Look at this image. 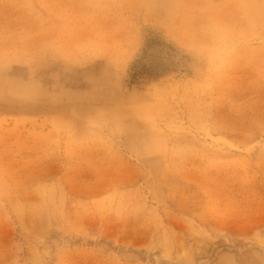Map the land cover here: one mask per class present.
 Wrapping results in <instances>:
<instances>
[{
	"label": "rangeland",
	"instance_id": "1",
	"mask_svg": "<svg viewBox=\"0 0 264 264\" xmlns=\"http://www.w3.org/2000/svg\"><path fill=\"white\" fill-rule=\"evenodd\" d=\"M0 264H264V0H0Z\"/></svg>",
	"mask_w": 264,
	"mask_h": 264
},
{
	"label": "trees",
	"instance_id": "2",
	"mask_svg": "<svg viewBox=\"0 0 264 264\" xmlns=\"http://www.w3.org/2000/svg\"><path fill=\"white\" fill-rule=\"evenodd\" d=\"M166 50L168 51V54L169 55H173V57H174V55H177V53H172L171 51H173L168 45H167V47H166ZM138 62H141V61H138ZM156 64H154V62L152 63V62H149V63H142V64H144V65H142V66H138V73H147V72H150V69L151 68H156V69H160V68H163V69H166L165 67L167 66H162V65H164V63H157V62H155ZM154 64V65H153ZM160 66H162V67H160ZM170 66V65H169ZM151 73V72H150Z\"/></svg>",
	"mask_w": 264,
	"mask_h": 264
},
{
	"label": "bare ground",
	"instance_id": "3",
	"mask_svg": "<svg viewBox=\"0 0 264 264\" xmlns=\"http://www.w3.org/2000/svg\"><path fill=\"white\" fill-rule=\"evenodd\" d=\"M64 90H65V89H64ZM112 90H113V88H112ZM113 91H114V90H113ZM115 91H116V90H115ZM107 92H108V91H107ZM107 92H106V95L108 94ZM116 92H117V91H116ZM76 93H77V92H76ZM111 93H112V91H111ZM111 93H110V94H111ZM117 93H118V92H117ZM104 95H105V94H104ZM106 95H105V96H106ZM105 96H104V98H105ZM112 97H113V96H112ZM107 98H110V97L107 96ZM105 99H106V98H105ZM111 99H112V98H111ZM107 100H108V99H107Z\"/></svg>",
	"mask_w": 264,
	"mask_h": 264
}]
</instances>
